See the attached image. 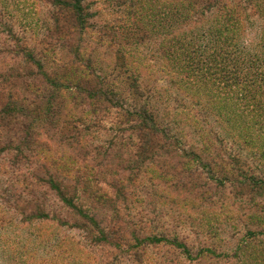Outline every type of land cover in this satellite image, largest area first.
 Segmentation results:
<instances>
[{
  "label": "trees",
  "instance_id": "1",
  "mask_svg": "<svg viewBox=\"0 0 264 264\" xmlns=\"http://www.w3.org/2000/svg\"><path fill=\"white\" fill-rule=\"evenodd\" d=\"M22 1L13 2L16 15L0 5V32L5 35L0 55L13 62L0 71V173L10 176L2 197L13 204L12 220L55 222L78 230L89 247L109 246L134 260H142L148 248H165L190 263L220 257L222 253L216 254L215 247L198 244L193 248L187 239L159 233L156 205L181 203L186 208L202 204L210 199L209 184H229L248 203L264 199V23L256 42L254 38L248 46H239L237 41L253 26L250 12L256 7L264 13V0H153L148 7L142 0H43L51 12L35 40L27 37L31 23H22L19 31L14 29L20 5L26 2ZM147 14L156 30L167 32L158 43L163 60L158 72L170 79L169 90L177 89L175 100L180 91L184 94L181 101L190 100L185 109H201L205 117L200 113L193 117L198 133L212 135L219 144V153L210 159L201 158L193 143L183 142L159 123L149 105L151 89L139 75L145 69L153 76L156 67L139 66L122 50L152 33L140 27ZM105 15L108 20L103 19ZM90 35L96 36L94 47L114 51L110 75L97 68L95 48L85 45L83 38ZM218 56L223 64V85L221 89L217 86L224 94L217 98L218 80L207 82L209 71L216 70L212 63ZM122 72L127 74L128 95L135 101L127 109L109 80ZM108 104L119 109L123 124L136 122L128 127L132 135L125 137L124 129L112 127L104 148L91 147L88 138L102 126L101 119L92 121L90 116L107 114L110 107L104 105ZM212 113L219 119L221 132L203 129L208 125L206 114ZM11 131L14 133L8 136ZM132 139L136 141L131 145L134 151L125 163L118 157L114 161L113 148L124 149L123 142ZM5 157L8 166L1 163ZM160 162L162 165L157 164ZM135 198L153 208H141L132 215ZM126 211L137 222H124ZM143 212L155 216L149 219ZM5 214L0 208V227L6 222ZM263 232L243 234L231 252L235 264H251L243 259L249 245L257 249L250 255L253 262H264V240L257 237ZM209 234H215L213 229ZM66 239H57L58 248H65L66 263L90 264L86 247L76 243L72 250Z\"/></svg>",
  "mask_w": 264,
  "mask_h": 264
},
{
  "label": "rangeland",
  "instance_id": "2",
  "mask_svg": "<svg viewBox=\"0 0 264 264\" xmlns=\"http://www.w3.org/2000/svg\"><path fill=\"white\" fill-rule=\"evenodd\" d=\"M25 1L24 5H20L22 11L21 13H18L19 16H17V19L15 20L16 25L14 29L15 31H19L22 23H31L28 27L29 33L27 34V37L35 40L36 37H40L42 34L41 25L45 21H49L48 19L50 17L49 13L51 12V9L44 3L43 0H38L39 2L34 3L33 5L31 2L34 0ZM13 2H15V0H5L2 1L0 5L7 11L16 15ZM142 2L144 7H148L153 0H142ZM94 9H96V7H94ZM34 12H36L35 15H33ZM221 15L224 16V13ZM250 15H253V26L251 29H246L244 33H241L238 36L237 41L238 44H240L239 46H248L254 38L255 40L253 43L256 42L261 30L260 26L264 23V20L261 19L264 17L262 10H257L255 7L250 12ZM147 16L148 19H144L140 23V27L142 29L151 30L152 33L148 34L146 39L140 40V43L138 42L137 44L133 43L132 45H125V48L122 50L126 51L127 56L129 52L133 61H135L139 66L145 68V66H143V64H145L146 66L154 65L156 67L153 69V76H150L149 72L145 69H141V73L139 75L143 77L145 81L143 82V85L151 89L152 99L149 105L156 112V117L158 118L159 123L164 126L166 125L172 133L178 134L183 142H186L189 145L193 143L195 151L201 158L210 159L219 153V144L214 141L212 135L206 136L202 131L198 133L197 129L194 127L193 117L197 113L204 116L201 109H185L188 108L190 100L184 99L181 101V99L184 98L182 91L179 92L180 98L178 101L175 100L177 89L173 88L169 90L171 82L170 79L158 72L159 69L157 66L163 63V60L160 57L158 43L161 41V38L167 34V32L156 30V26L151 18V15L147 14ZM103 19L108 20V16L105 15ZM179 29L181 31H187V28ZM195 30L201 29L194 28L193 31ZM205 36H207L206 33ZM95 37V35H90L84 37L83 40L85 45L92 48V50L95 48L93 56H99L96 60V62L98 61L99 63L97 68L100 69V71H103V75H110L109 65H112L111 62L113 61L114 51L109 50L106 46H103L102 48L94 47ZM4 42L5 35L0 32V47H2ZM131 42L132 41H128V43ZM7 44L8 42H6V45ZM220 56L217 57L215 62L213 61L212 65L216 66V70L209 71L211 76L209 77V82H207L208 85L210 80H218L215 84L217 90L219 91L217 98L222 97L224 94L223 92H220L217 86L219 85L221 89L223 85L222 82H220V71L223 66V64H221L222 60ZM138 61H141L142 64ZM12 64L13 62L9 61V57H4L2 54L0 55V71H3L8 65ZM126 76L127 74L122 72L118 77L111 76L109 80L112 87H114V90L119 94L121 101H124L123 103L126 105L127 109V107L133 104L134 99L128 95L127 86L125 84ZM183 76L184 74L181 75V78H183ZM169 94H171V97L168 96ZM66 103L69 106L68 99ZM112 105H115V103ZM104 106L110 107L109 104ZM108 109L107 114L101 112L97 115L94 114L93 116H90L92 121L94 118L101 119L99 123L102 126V130L98 131L97 134L94 133L91 135L88 138L87 145L91 147L100 146L104 148L107 145L108 140L111 138L108 129L112 127L115 129H124L125 137L132 135V132L128 127H131L136 122L127 121L126 124H123L117 113L119 109L115 106ZM190 111L192 112L189 113ZM103 114L106 116L101 118V115ZM206 116L207 118L205 119L208 121V125L203 126V129L207 128L212 131L221 132L218 125L219 119L215 113L209 115L206 114ZM13 133L14 132L11 131L7 135L10 136ZM205 137L210 138V141H206ZM127 142L130 144H127ZM135 143V139L130 140V142L129 140H126V142H123V144L126 145L124 149L114 147L112 153L116 154V157H114L113 160L115 161L118 157L123 160V163H125L129 154L133 153L134 149L131 145ZM241 157L244 160L246 157V151L242 152ZM168 161L169 160H166V163H168ZM1 163L4 164V166H8V158H1ZM157 164L162 165L161 162ZM154 170L158 172L157 168H154ZM224 174L226 175L225 172ZM9 178V175L0 173V208L2 212L7 213L4 216L6 221L4 226L0 227V264H67L65 260L66 255L63 253L65 248H58V245L59 247H61V245L58 244L60 240L57 239L63 238H67V247L72 250L76 249V243H78L79 246L80 244L84 245L89 253L85 256L90 258L86 262L90 264H92L94 260L96 262L95 264H149V262L154 261L159 264H235L234 260L231 259V252L234 251L237 241L242 238L243 234L246 231H256L258 233L264 231V199L255 198L253 200L255 203H248L245 201V197L236 193L235 189H233L229 184H225L224 187H215V185L209 184V200L212 201V204L209 203V200H206L203 201L202 204H195L193 206L188 205L186 208L181 203L179 205H172L171 207L156 205V217H158L157 221L160 223L158 231L159 233L164 232L171 236L175 235L182 241L187 239L185 242L193 248H196L198 244L205 246V248L208 246L210 248L215 247L216 254L222 253V255L220 254V257L210 256L202 259L201 261H193L190 263L184 257L177 258L176 255L170 254L165 248H162L160 251L148 248L146 249L145 257H143L142 260L139 258L134 260L133 257L127 255L126 252L119 254L116 252V249L109 246H105L101 249L89 247L88 241L83 239L78 230H69L55 222L40 223L38 221L28 224L27 222L20 223L19 218L12 220L15 218L10 217L13 211V204H11L5 197H2V194H4V191L9 186ZM150 201V198L147 199L146 204L150 205ZM48 203L50 204L49 200ZM254 204L256 205L253 206ZM53 207L56 206L53 205ZM130 207L134 208L131 212L132 215L138 212L141 208L149 210L153 208L141 203L138 198L134 199V202ZM56 213L58 214V212ZM61 213L67 219L69 218L63 211ZM122 213H125V211ZM143 213L145 216L147 215V217H150L149 219H152V217L155 216V214L151 215L149 212ZM9 218H11V220ZM129 219L132 222H137L136 216L135 218H131L127 215L126 211V220L124 219V222L129 221ZM8 222L9 224H7ZM212 229L215 232L214 235L209 234ZM194 233H199V235H195ZM142 235L147 236L149 234L143 233ZM257 237L264 240V232L263 236L259 235ZM217 248L220 252L217 251ZM256 251V246L252 248V246L249 245V249L243 251L245 255L243 259L251 264H255L253 262L254 259L250 255H255ZM148 256L152 258L149 259V261L147 260ZM81 262H83L82 258ZM261 264H264V262Z\"/></svg>",
  "mask_w": 264,
  "mask_h": 264
}]
</instances>
